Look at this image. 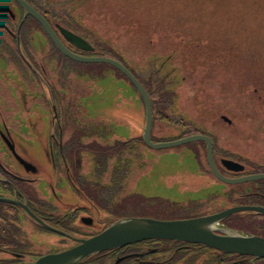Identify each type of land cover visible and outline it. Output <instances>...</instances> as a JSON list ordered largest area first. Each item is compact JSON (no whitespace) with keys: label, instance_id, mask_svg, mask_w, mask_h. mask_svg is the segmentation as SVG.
Wrapping results in <instances>:
<instances>
[{"label":"rangeland","instance_id":"obj_1","mask_svg":"<svg viewBox=\"0 0 264 264\" xmlns=\"http://www.w3.org/2000/svg\"><path fill=\"white\" fill-rule=\"evenodd\" d=\"M32 1L85 37L99 55L117 54L151 92H159L154 142L209 133L218 165L232 161L243 166L241 176L264 174V0ZM63 64L68 102L79 109L80 99L85 102L82 114L70 105L82 120L69 127L84 130L86 145H133L118 152L104 177L122 161V194L148 199V206L161 209L156 218L212 215L238 206L240 188H252L216 180L205 143L160 151L144 146L143 100L113 67ZM100 111V117H88ZM83 161L84 174L91 175L92 158L84 155Z\"/></svg>","mask_w":264,"mask_h":264},{"label":"flooded vegetation","instance_id":"obj_2","mask_svg":"<svg viewBox=\"0 0 264 264\" xmlns=\"http://www.w3.org/2000/svg\"><path fill=\"white\" fill-rule=\"evenodd\" d=\"M25 1L45 18L67 49L82 56H100L63 20L35 1ZM62 29L80 36L93 50L74 46ZM63 61L78 63L64 56L42 25L16 1L0 0V264H35L126 218L171 221L208 215L156 218L162 216L155 214L161 209L148 206V199L122 194L125 177L117 175L122 161L115 162L105 180L110 161L133 145H86V136L79 132L84 130L69 127L82 120L76 112L82 114L85 102L80 99V109L76 102H68L70 88L63 79ZM71 104L76 112H71ZM95 116L100 117L101 111L88 115ZM226 118L222 117L230 124ZM84 155L93 160L88 176ZM217 166L222 175L233 174L229 178L241 176ZM233 216L220 226L231 229L226 221ZM79 264H264V259L202 244L152 239L90 256Z\"/></svg>","mask_w":264,"mask_h":264},{"label":"water","instance_id":"obj_3","mask_svg":"<svg viewBox=\"0 0 264 264\" xmlns=\"http://www.w3.org/2000/svg\"><path fill=\"white\" fill-rule=\"evenodd\" d=\"M28 16L35 18L49 34L50 38L60 52L72 61L83 64H104L121 72L138 91L145 106V128L143 140L150 150L160 151L177 148L187 144L205 143L206 157L212 175L226 185H242L252 182L264 181V174H253L237 178L222 175L218 169L214 155V141L212 137L204 134H195L171 142H154L152 101L148 91L136 76L120 61L104 56H82L67 49L58 39L45 18L30 6L25 0H14ZM65 38L74 46L92 51L93 48L80 36L62 29ZM227 119V118H226ZM228 171L239 173L243 166L225 161L223 165ZM253 212L264 216L262 206H235L221 212L185 219V220H155L150 218H126L109 226L100 234L88 239L77 240L78 245L56 254H49L40 258L35 264H79L86 258L105 251L120 249L125 246L145 240H172L202 244L211 249L253 257L256 260L264 259V238L256 235H246L238 231L223 228V221L238 213Z\"/></svg>","mask_w":264,"mask_h":264},{"label":"trees","instance_id":"obj_4","mask_svg":"<svg viewBox=\"0 0 264 264\" xmlns=\"http://www.w3.org/2000/svg\"><path fill=\"white\" fill-rule=\"evenodd\" d=\"M103 53H108L109 56L103 55V54L100 56H105V57H109L112 59H116L125 65V63L121 59L118 58L117 54L112 53V52H103ZM116 71H118V70H116ZM119 73L122 74L121 72H119ZM133 74L135 75V73H133ZM136 78L140 81V79L137 76H136ZM140 82L145 87V89L148 91V93L150 95V98L152 101L153 116H154L155 99H156L155 97H158L157 93H159V92H155V93L151 92L149 87H147L142 81H140ZM123 145H126V144L124 143ZM249 185H251L252 188H240V189H242V192L238 193L239 196L235 200L236 204L237 205L262 206V207H264V181L253 182V183H250ZM226 223H227L228 227L230 226L229 228H231L232 230H236V231H238L240 233H244L246 235H256V236H260V237L264 238V216L261 214H257V213H253V212L237 214V215H234L229 220H227Z\"/></svg>","mask_w":264,"mask_h":264}]
</instances>
